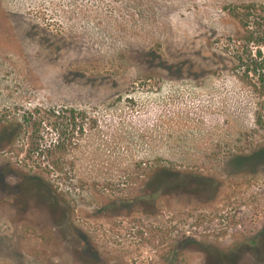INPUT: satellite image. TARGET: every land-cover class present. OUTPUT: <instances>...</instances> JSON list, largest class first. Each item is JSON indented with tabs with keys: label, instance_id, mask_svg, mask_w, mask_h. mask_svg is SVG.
<instances>
[{
	"label": "rangeland",
	"instance_id": "1",
	"mask_svg": "<svg viewBox=\"0 0 264 264\" xmlns=\"http://www.w3.org/2000/svg\"><path fill=\"white\" fill-rule=\"evenodd\" d=\"M254 6L0 0V264H127L83 223L198 205L186 220L206 228L264 206V97L234 58ZM205 236L155 239L166 264L231 252ZM254 236L241 264L264 255V208L228 244Z\"/></svg>",
	"mask_w": 264,
	"mask_h": 264
},
{
	"label": "built area",
	"instance_id": "2",
	"mask_svg": "<svg viewBox=\"0 0 264 264\" xmlns=\"http://www.w3.org/2000/svg\"><path fill=\"white\" fill-rule=\"evenodd\" d=\"M259 206V209L256 207L252 211L242 208V211L232 213L230 218L232 220L235 218V221L226 227L225 237L244 232V223L252 225L261 220L264 206L260 202ZM208 219L205 223L210 221ZM203 222L197 220L189 222L180 214L164 211L159 218L142 214L124 215L115 217L111 221L100 223L88 221L83 225L89 235L104 246L106 251L111 254L128 252L127 264H166L163 257L164 245L160 243V240L155 239L158 231L162 229L169 240H181L187 237L200 239L203 235L212 233L204 228Z\"/></svg>",
	"mask_w": 264,
	"mask_h": 264
},
{
	"label": "trees",
	"instance_id": "3",
	"mask_svg": "<svg viewBox=\"0 0 264 264\" xmlns=\"http://www.w3.org/2000/svg\"><path fill=\"white\" fill-rule=\"evenodd\" d=\"M246 22L243 24L247 35L246 41L249 48L246 51H236L235 67L241 77L249 83L254 92H257L259 97H264V35L260 39L262 42L257 44V47L250 46V43L257 42L255 26L264 27V8L251 7L245 10ZM264 34V30L262 32ZM246 53V54H244ZM29 158V156H26Z\"/></svg>",
	"mask_w": 264,
	"mask_h": 264
},
{
	"label": "flooded vegetation",
	"instance_id": "4",
	"mask_svg": "<svg viewBox=\"0 0 264 264\" xmlns=\"http://www.w3.org/2000/svg\"><path fill=\"white\" fill-rule=\"evenodd\" d=\"M233 198H236V197H233ZM221 205L222 204L220 203L218 207H220ZM233 207H235L234 208L235 210L233 209ZM237 209H241L240 203L239 202L236 203V204L232 203L230 206L228 205L226 207V210L223 209V212H219V216H215L212 220H210L206 224L207 225L206 229L209 230V232H212V233L208 234V236L207 235L206 236L211 238V239H216L215 243H218L220 245V247L219 246L217 247V250L223 251L221 246L222 247H227V250L231 251L230 253L233 254V255L230 256L229 252L228 253H221L220 256L218 255V257L216 258V260H215V262L213 264H241V262H239V261L242 260L243 258H245L246 255H247L245 253V251L246 250H250V249H252L254 247V243L256 242L255 236L253 238H250V240L248 242H246V243L244 242V243H240V244H230V245L228 244L230 240H233L235 237L241 235V234H239V235L238 234H234V235L232 234L228 238L225 237V235L227 234L226 233V227L230 223H233L232 221L231 222L226 221V217H227L226 215H229L230 213L235 212ZM199 210L200 209H199L198 205H188L186 207H183L182 211H179V212L175 211V213L176 214H180L184 218H187L188 217L187 211L192 213V214H194V213H196ZM163 212L161 214H159L156 218L161 217ZM120 216H124V215H120ZM189 239H194V240L196 239L198 241L200 240L199 238L187 237V238H181L180 243L186 242ZM255 260H256L255 263H257V264H264V255H263V253H258L257 257L255 258Z\"/></svg>",
	"mask_w": 264,
	"mask_h": 264
}]
</instances>
